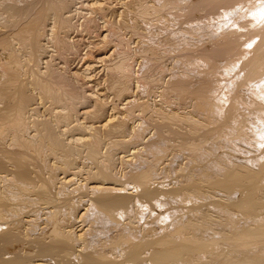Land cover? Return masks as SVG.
<instances>
[{
    "label": "bare ground",
    "instance_id": "6f19581e",
    "mask_svg": "<svg viewBox=\"0 0 264 264\" xmlns=\"http://www.w3.org/2000/svg\"><path fill=\"white\" fill-rule=\"evenodd\" d=\"M152 1L92 0L74 72L73 0H0V264H264V0Z\"/></svg>",
    "mask_w": 264,
    "mask_h": 264
},
{
    "label": "rangeland",
    "instance_id": "374dc122",
    "mask_svg": "<svg viewBox=\"0 0 264 264\" xmlns=\"http://www.w3.org/2000/svg\"><path fill=\"white\" fill-rule=\"evenodd\" d=\"M99 1H101V2H106L107 4V6H111V7H120V2H122V1H124V0H108L109 1V3H108V1L107 0H99ZM125 1H128V0H125ZM144 1V0H143ZM146 2L148 1V4H152L153 3V1L152 0H145ZM152 1V2H151ZM90 2H92V0H73V6L75 5V7H72V13H71V22H73V24H74V26H75V28H74V30H73V32H72V34H71V38L73 39H70L71 41H73V44H74V49L72 50V52L69 54V58H68V66H69V69L71 70V71H77V72H82L83 71V69H84V67H85V65L87 64V62H88V58H87V56H86V53H89V52H93V53H95L96 55H98V56H101V57H108L109 55L108 54H111V53H114L115 51H116V49H117V47L115 46V45H113V44H118V37H117V35H113L112 36V34H110V36H109V39H110V43L107 45L108 47H104V48H102L100 51H99V54H98V50H97V48H98V46H100L101 45V43L99 44V41H100V39H99V37H97V36H95V33H88L87 31H85L84 30V24H82V23H84V21L86 20V18L89 16V13H90V10H89V6H88V4H90ZM150 2V3H149ZM115 3V4H114ZM80 7V8H79ZM168 10H165V9H163L162 10V15L164 14V12L166 13L165 14V16H168L169 14H167V11H174V9L173 10H170L171 8H167ZM75 11H77V13L75 12ZM73 14H75V15H73ZM86 15V16H85ZM150 17L148 18V19H150V20H148L149 22L150 21H152L151 23H150V26L149 27H151L152 25H155V26H152V27H156V28H158L157 30L159 31L160 29H159V24H160V27H162L163 28V26H164V28L165 27H167V24H168V22L167 21H165L166 19H167V17H163V20H164V22H162L160 19H161V16H157L156 17V15H149ZM160 17V18H159ZM159 18V19H158ZM204 20V19H203ZM159 21H161V22H159ZM81 22V23H80ZM100 23L102 22V21H99ZM138 22L140 23H138L139 25H138V30H140L139 31V35H141V34H143V29L145 28L144 27V23L143 22H141V20H139L138 19ZM148 22V23H149ZM153 23V24H152ZM161 23H163V24H161ZM167 23V24H166ZM141 25V26H140ZM140 27V28H139ZM161 28V29H162ZM164 28H163V30L162 31H164ZM171 28V27H170ZM79 29V30H78ZM172 29V28H171ZM101 32H100V31ZM98 30V34H100L101 33V35L103 36L106 32H105V30H104V28H100ZM76 31V32H75ZM161 31V30H160ZM105 32V33H104ZM77 33V34H76ZM104 33V34H103ZM141 33V34H140ZM94 34V35H93ZM131 33H126V37L127 38H130V36L132 35H130ZM165 34V33H164ZM90 35V36H89ZM139 35H132L133 37H131L130 38V46L132 47V48H135L136 46H138L137 47V49L139 48V46L140 45H137V44H139L140 43V40H141V37H138ZM129 36V37H128ZM142 36V35H141ZM93 37V38H92ZM117 37V38H116ZM112 38V39H111ZM118 39V40H117ZM140 39V40H139ZM161 39V40H160ZM112 40V41H111ZM117 40V41H116ZM133 40H135V42L133 41ZM139 40V41H138ZM87 41V42H86ZM133 41V42H132ZM137 41V42H136ZM77 42V43H76ZM112 42V43H111ZM116 42V43H115ZM91 43V44H90ZM94 43V44H93ZM97 43H98V45H97ZM156 44H154V47L156 46V48H157V50L158 51H156L155 52V55L153 54H150V52H148V53H144V52H139V53H136V56H135V60H136V62L138 63V65L140 66L142 63H144L145 61H150L151 59V62H153V63H155L156 65H155V67L154 68H152L151 70H149V72H147V77H148V80L146 81V82H144V85L142 84V82L143 81H141L140 83H139V87H138V90H137V93H142V92H144L146 89V93L150 96H147V97H149V98H147L146 96L144 97V99L146 100V98L147 99H151V101L152 100H154L155 102H159V100L161 99V91H162V89H164V86H167L168 84H167V82H169V81H171L172 79H173V77L176 75V71L178 70L177 68V66L176 65H178V59H180V58H177V56L178 57H180V54L181 53H179L178 52V54H177V50H176V48H174L173 46L175 45L176 46V44L175 43H173L174 45L173 46H169L168 44H170V42H166L167 43V45H166V43L165 42H163L162 41V37H158L157 39H156V42H155ZM162 43H164V44H162ZM171 44H172V42H171ZM170 44V45H171ZM159 45V46H158ZM118 46V45H117ZM158 46V47H157ZM168 46V48H166ZM172 47V48H171ZM170 48L171 49H174V52H173V50H171V53H170ZM167 49H169V50H167ZM102 51V52H101ZM111 51H113V52H111ZM158 52V53H157ZM163 53H165V54H163ZM107 54V55H106ZM142 55L144 56V57H142ZM74 56V57H73ZM151 57V59H149V60H147L148 59V57ZM161 56V57H160ZM139 57H140V59H139ZM149 57V58H150ZM147 58V59H146ZM87 59V60H86ZM157 59L159 60V61H157ZM161 59V60H160ZM142 60V61H141ZM156 61V62H155ZM150 62V63H151ZM101 63H94V66H93V69H91V70H94L93 72H92V74H94V76L95 77H97L98 78V76H100L101 78L103 77V75L105 74L104 72H101ZM136 66V68H138L139 66ZM158 67V68H157ZM164 67V68H163ZM176 67V68H175ZM157 68V69H156ZM162 68V69H161ZM153 69H155V70H153ZM169 69V70H168ZM176 70V71H175ZM97 71V72H96ZM153 71H155V72H153ZM174 71V72H173ZM172 73V74H171ZM150 76H151V78H150ZM94 77V78H95ZM155 77V78H154ZM157 78V79H156ZM163 78V79H162ZM170 78V79H169ZM99 79V78H98ZM151 79V80H150ZM77 79H75V81H76ZM158 80H160V82L158 81ZM169 80V81H168ZM77 81H81V80H77ZM76 81V82H77ZM149 81V82H148ZM75 82V83H76ZM78 83V82H77ZM147 83H148V85H147ZM152 84H153V87H152ZM161 84V85H160ZM163 84V85H162ZM167 84V85H166ZM143 85V86H142ZM146 87V88H145ZM154 87H156V88H154ZM160 87V88H159ZM150 88H152V89H150ZM144 89V90H143ZM154 89V90H153ZM150 90V91H149ZM161 90V91H160ZM154 91V92H153ZM152 92V93H151ZM139 93V94H140ZM157 93V94H156ZM158 100V101H157ZM32 119V118H31ZM151 133V134H150ZM153 135V132L152 131H150L149 132V134H147V136H145V139L144 140H142V142L141 143H143V141H146V140H148L150 137L149 136H152ZM148 138V139H147ZM141 143H139L137 146H135V145H133V144H131L130 146H128L129 148H127V149H125V151H126V153H125V151L124 152H121L120 153V155L119 156H124V159L126 158V159H130V157H132V155L130 154L131 152H134L135 150L137 151V149L139 150L140 148H142V145L143 144H141ZM145 144V143H144ZM144 146V145H143ZM144 148V147H143ZM142 148V149H143ZM134 150V151H133ZM104 151V150H103ZM249 153H251L252 154V152L250 151ZM249 153H248V155H249ZM250 154V155H251ZM126 156V157H125ZM125 159V160H126ZM134 159L135 158H132L131 159V161H133V162H135L134 161ZM121 167H123V166H121ZM138 218V217H137ZM135 219V221L137 222V223H139V224H137V223H135L137 226L138 225H140V220H137L136 218H134ZM135 225V226H136Z\"/></svg>",
    "mask_w": 264,
    "mask_h": 264
}]
</instances>
